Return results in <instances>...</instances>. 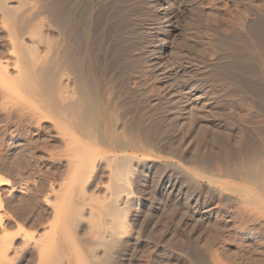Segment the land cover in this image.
<instances>
[{"label": "bare ground", "instance_id": "bare-ground-1", "mask_svg": "<svg viewBox=\"0 0 264 264\" xmlns=\"http://www.w3.org/2000/svg\"><path fill=\"white\" fill-rule=\"evenodd\" d=\"M62 1L0 0V29L5 34L4 42L7 44L5 46L9 48L3 62H0V93H11L13 97L20 98L23 101L20 106L23 107L25 113L39 122L48 124L58 140L57 148L59 150L55 152L51 149L49 153L51 158L49 159L59 170L56 178L43 183L31 179L10 192V195L24 197L36 223H33V233L28 234L22 229L16 234L14 233L15 235L11 237L9 243L3 241L5 237L0 239V264H7V254L12 251L17 254L19 250L30 252L34 256V261L32 260L34 264H131L136 252L143 248L144 237L146 238L144 233L148 229H153L158 222L159 209L153 208L155 206L153 202H156L153 201V198L156 197V192L163 189L165 183H169V180L173 178L178 182H180V178L185 179L192 189L188 191L187 187L182 191L184 206H186L185 213L183 211V216L179 217L182 219L177 223H180L179 226H176L178 228L174 227L175 230L178 229L177 232L175 231V236L173 237L174 233L173 235L171 233L173 239H167L168 241L172 240L170 243L173 242L172 244L167 243L171 246H168L169 248H172L173 244L174 247L178 243L181 244L185 236L196 241L203 233L207 223L209 224L215 217V211L218 209L232 207L238 214L241 213L250 221L264 223V72L259 60L254 58L253 52L251 54L249 49L245 50L244 47L242 50L245 52L238 53V49H240L238 47L236 50L238 55L235 56V50L230 49L232 51L231 54H228L231 59L230 64L227 61L228 64L225 66L223 65L225 62L220 63L222 67L220 66L219 69L224 74V79L220 70L219 73L218 69L216 70V64L215 69H212L217 71L218 78H222V82L223 80L232 82L234 85L231 84V87L235 86L248 96L258 111V115H256L262 119H260L261 124L258 123L257 126L256 124L255 126L251 125L245 119L238 122L237 113L234 111L235 114L228 107L223 106V101L227 99L223 94L221 97L219 93L217 94L219 97H217L211 90V95L206 92L210 88L205 91L202 88L200 90L199 81L201 82L204 77L207 79L209 75H214L212 78H215L216 74L215 72L210 74L208 70L211 71V67H209L207 70L209 75H207L203 68L205 67L204 62L203 67L200 61L198 63L202 68L194 62L192 63L194 57L190 61L188 50L184 52L182 49L187 43L181 46L182 44H178L180 41H177L173 36L177 33L183 39L178 38L184 42L189 38V36L187 39L184 38L186 28H184L185 31L181 30L178 23L184 17H187L188 22L190 21L188 17L195 18L192 16L196 13V0H132V4L129 2L131 7L124 9V11L127 10L125 12H131L128 14V16L131 15L129 21H126V18L124 20L125 24L127 25L129 22L128 26L134 28L135 41L140 44L134 43V39L131 42L130 39L131 45L132 43L138 45L140 51H144L142 55L145 53L143 56L148 57V60L145 61L149 63L147 64L150 68L149 71L161 90L158 98L162 99L164 105L159 104L160 100L158 104L164 107L160 106L163 107L162 111L159 109V112L152 111V113L157 114V120L163 123L174 120L185 123V121L189 122L187 119L191 120L192 118L193 124L197 122L205 126L203 127L204 132L202 125V129L200 128L206 135L202 149L200 148V154L198 153L194 158L191 156L193 160H187L188 163L184 164L182 160L178 161L179 159L175 158L178 156L176 149L182 148L181 146H177L173 142L170 145H176V149L167 143L162 147L159 142V147L157 145L156 147L155 142L151 144V140H148L149 136L145 137V134L148 135V131L151 130L144 128L147 131L145 132L137 124L138 128L144 130L145 133L141 132L140 129L135 128L137 125L126 123L125 118L122 119L125 121H122L121 118L119 121L114 117L113 112L121 98L119 93L115 91H113L115 93L112 91L110 93L106 90L108 92V94H104L107 96L104 98L106 102L98 104L96 90H93L95 88L91 86L93 81L90 82V78H87L91 72L86 75L87 69H84L89 67V64L85 63L87 55L83 58L79 51L80 43L82 45L85 42H81L84 37L82 32L88 27V25L86 28L81 27V23L85 22L84 18L87 17L86 11L88 10L77 1L78 3L75 2V5L68 6L70 13H67V10L60 7L62 6L60 3H65ZM106 2L105 4H107ZM112 2L115 4L114 0ZM68 4L70 2L66 6ZM78 7L81 11L76 10ZM121 12L126 15L123 11ZM76 14L79 17H76ZM89 14L91 13L89 12ZM90 19H86L85 23L91 24V21H87ZM227 20L229 21V19ZM118 21L120 22V20ZM188 22L185 23L188 24ZM112 23L114 22L112 21ZM245 25L247 26V23ZM183 27L185 25L181 28L183 29ZM77 29L80 36L83 35L82 39L80 38L79 46L78 41L76 44L73 39L74 34H78V31L75 33ZM245 29L247 31V28ZM99 34L101 36V33ZM109 34L111 35V33ZM226 35L229 34L226 33ZM117 38L119 37L117 36ZM119 39L121 40V38ZM193 39L192 42L195 41ZM199 39L201 40V38ZM221 39L220 41H222ZM187 41L190 42V40ZM123 43L120 47L123 46ZM195 43L190 44L195 46ZM230 44L232 43H229V46ZM224 45L227 46L226 49L224 46V49L227 50L228 44ZM186 46L189 47V45ZM133 47L136 48V46ZM192 47L189 49L191 50ZM234 47L236 49V46ZM246 47L249 48V46ZM195 49L197 50L196 47ZM95 50L97 49L95 48ZM140 51L137 55L141 54ZM199 51L201 50L199 49ZM125 53L124 51V55ZM189 53L193 52L189 51ZM84 59L85 61H83ZM83 66L86 67L83 68ZM204 73L208 77L204 76ZM14 82L16 86L13 84ZM114 84L119 86L116 81ZM247 84L249 85L247 86ZM205 88L208 86L206 85ZM118 91L121 93L119 88ZM3 93H1L2 96ZM152 121L154 123L156 119ZM175 125L177 124L175 123ZM175 125L171 127L178 126ZM183 126L186 127L185 124ZM166 127L168 126L166 125ZM184 135H186L185 131ZM178 139L174 140L179 143L181 140L178 141ZM165 140L168 142V139ZM181 145H183L182 142ZM170 148L176 150L174 151L177 156L174 155V151L170 152ZM212 154L215 155L213 156L215 164L210 160ZM184 162L186 163V160ZM175 169L180 171L179 175L175 173ZM0 186H8V181L1 179ZM2 210L3 206L0 204V234L5 236L4 222L10 220L11 217ZM185 243L187 244V242ZM15 244L19 245L14 246ZM169 248L168 254L164 252L174 260L173 262L185 261V257L181 253Z\"/></svg>", "mask_w": 264, "mask_h": 264}, {"label": "rangeland", "instance_id": "rangeland-1", "mask_svg": "<svg viewBox=\"0 0 264 264\" xmlns=\"http://www.w3.org/2000/svg\"><path fill=\"white\" fill-rule=\"evenodd\" d=\"M59 1H62V0H59ZM68 1L70 2V4H68L66 6V4L69 3ZM68 1L63 0L62 2H65V3L64 4L60 3V5H62V6L64 5L63 7L62 6H60V7L63 8L64 10H67V13L68 12L70 13L68 6L71 7L73 4L75 5L76 3L80 2L81 5H83L85 7V9L87 8V10H88V11H86V16L87 17L89 16L88 17L89 19L91 18L90 20H87L89 22L91 21V24L85 23L86 19H88L87 17L84 18L85 22L81 23V27H83V28H86L87 27L86 25H88V27H90L88 29V31H86V29L88 27L86 29H84L83 32L81 31L84 34V37H83V35L80 36L79 30L77 29V30H75V33H76V31H78L77 33L79 35L74 34L73 39H75L76 44L78 41V46H79V42L82 39V37H83V39L81 40V42H83V41L86 42V39H87V42H86L87 44L85 42H83L84 44L82 43V45H81V43H80L81 47L79 46V48H80L79 51H80L81 56H83V58L86 57V55H87L86 61H85V59L83 61H85L86 65L89 64V67L84 68L86 66H83V68L87 69L86 75H89L88 72L89 73L91 72L90 73L91 76L89 75L87 78L88 79L90 78V80H89L90 82L93 81L91 83V86H92V88H95L93 90H96V95H97L96 100H97L98 104L106 102V101H104L105 100L104 98L107 97L105 95L108 94V92L111 93V91H112V93H115V92L119 93L120 97H121L120 102H118L119 104H117L119 106L116 105V110L113 112L114 117L116 119L121 121L122 119L125 118L126 123H128V124L130 123L133 126L138 124L140 126V128H142V129L145 128L147 130H151L150 132L148 131V135L145 134V137L147 138L148 136L150 137L152 135L153 137L151 136V139L148 137V140H151L150 141L151 144H154V142H155V144H154L155 146L157 145L159 147V145L161 143V145L163 147V145L165 146L166 143H167V145L168 144L170 145V143L175 142L177 146H181L182 148L178 147L180 149L179 150L177 147H175L176 145H172V146L170 145V147H173L175 149L177 148L176 150L178 151V153H177L178 156L175 152L176 151L175 149L172 148L173 150H171V148H170L171 151L170 150H168V151L173 152L175 150L174 151L175 154L174 153L173 154L178 157V158L175 157L176 160H178V159H179L178 161L182 160L184 164H187L188 161H191V159H192L191 156L194 158L197 156L198 153L200 154V151H201L200 148L203 146V144L205 142L204 140L206 139V138H204V137H206L205 133H202V130L204 132V128H203V127H205L204 124L197 123V122L195 124H193L194 121L192 118H191V120L193 121V123L191 122L190 118L187 119V120H189V122L185 121V123H182L183 121H181V122L177 121L176 122V120H174L175 122L173 121L174 123L170 122V121H169L170 123L169 122L163 123V122H159L157 120L158 119V117H156L157 114L152 113V111H156V112L158 111L159 112V109H160V111H162V109L164 107L163 106L164 102L162 101L161 98H158V97H160L159 94L161 93V90H160V87H158V84L156 83L152 73L149 71L150 70L149 65L147 66V64H149V63L147 61H145V60H148V57L143 56L145 53L142 55V53L144 51L141 52L139 49L140 47L138 45H135L133 43L131 45V42L133 39H134L133 42L136 43V41H135L136 37L133 34V33H135V32H133L134 28H132V26H130V25H129L130 28H128L129 22H127V25H126L125 24L126 22L124 21L125 18H126V21L129 19V17L131 15L128 16V14H130L131 12H125L127 10L124 11V9L131 7L130 3L132 0H130V1L129 0H118V1L114 0L115 4H114V2H112L113 0H100L101 2L99 0H83V1L82 0H80V1L79 0H73L74 3L72 0H68ZM106 1H108V2H106ZM82 2H83V4H82ZM105 2L107 4H105ZM80 3H79V5H80ZM109 3L110 4L112 3V4L110 5ZM108 4L110 5V7ZM117 4H118V6H117ZM122 4L126 5L127 7L122 5ZM87 5H88V7H87ZM83 6H80V7H83ZM195 6L197 7V9H195L196 7L194 8L196 10L195 11L196 13H194V15L192 13V15H193L192 17H195L196 19L195 18L190 19V17H191L190 16V17H188V19L190 20L188 22L187 17H184L181 19L182 21L180 20L181 23L180 22L178 23L179 24L178 27L181 30H184V28H186L185 29L186 34L183 33L184 38L187 39L189 36V38L187 40H190V42L187 40H186V42L180 40L183 38H181L177 33L173 36L176 38L177 41H180L178 44H182L181 46H183L184 43H187V44H184L182 49L184 52H186V50H188L187 51L188 52V58L190 61L194 57V59L191 61L192 63L194 62V64H196V65L201 64L203 67V64L204 63L206 64V62L208 61L207 66L204 64L206 69H205V67H203L204 70L206 71L205 73L207 75H209L208 72L210 74H212L211 72H213V73L215 72V74H216L215 78H212V77H214V75H212V76L209 75V77H210L209 78L204 73L205 74L204 76H207L209 79L208 78L206 79L203 76L205 78V80H203L204 78H202L201 82L199 81L200 90L202 88V90L205 91V90H208L210 88L206 92H208L209 95H211L213 93V95L217 96V97H219V95H217V94L220 93L221 97L223 94V96H225V98H227L225 101H223V103H224L223 106H226L232 112L235 111L237 113L236 114L234 112L236 114V119L238 122H240L242 119L243 120L245 119L247 122H249L253 126H255V124H256V126L261 124L262 119L260 116H257L258 111L256 110V107L252 104V102L249 100L248 96H246L241 91H239L238 88H235V86L231 87L232 82H227V80H223V82H222V78L224 79V74L222 73V71L219 68H220V66L222 67V65H220V63L222 64L225 62V64H223L225 66L226 64H228V63H226V61H227L230 64L231 59L229 58L228 54H231L233 50H235V53H236L235 56H236L240 52H245V50L247 48V49H249L248 51L251 54L253 52L254 58L257 61L259 60L258 62L262 65V71L264 72V26H263L264 25V0H196ZM80 7H78V9L76 8V10L81 11V9H79ZM89 8H90V10H89ZM110 8H112V9H110ZM106 10H108V11H106ZM111 10L114 12H112ZM121 11L126 13V15L124 14L125 15L124 16ZM89 12L91 14H89ZM111 12L114 15H112ZM65 13H66V11H65ZM108 14L111 15L112 18ZM76 15H75L76 17H79L78 14H76ZM121 15H122V17H121ZM198 17H199V19H198ZM116 18H117V20H116ZM131 19H133V18H131ZM131 19H130V22L132 21ZM227 19H229V21ZM118 20H120V22ZM193 20L194 21L196 20L197 22L196 21L194 22ZM112 21L114 23H112ZM183 21H185L186 23L188 22V24H186ZM116 23H118V24H116ZM182 23H183V25H185V27H183V29L181 28L183 26V25H181ZM227 23H229V24H227ZM230 23H231V25H230ZM246 23H247L248 27L245 25ZM83 24L85 27L82 26ZM112 25H113V28H112ZM116 26L118 27L119 30L117 29ZM120 28L123 29L126 33L123 30H121ZM230 28H232V29H230ZM243 28H244V30H243ZM245 28H247V31ZM116 29L118 30V32ZM219 31H221V32H219ZM248 31H249V33H248ZM86 32H88V33H86ZM225 32L227 34H229L231 37L229 35H226ZM253 32H254V34H253ZM85 33H86V35H85ZM99 33H101V36H99L100 35ZM109 33H111V35ZM115 34L119 38H121V40L119 38H117V36ZM125 34H126V36H125ZM75 35H78L79 37L75 36ZM133 35H134V37H132ZM97 36H99L101 39ZM173 36H172V38H174ZM190 36L192 39L194 38L193 39V40H195L194 42H192V39L190 38ZM213 36H214V38H213ZM249 36H250V38H249ZM178 37H180V39ZM127 38H128V40H127ZM199 38H201V40ZM4 39H5V34L0 29V62H3V58L7 54L6 51H7V49H9L8 47L5 46L7 44H6V42H4L5 41ZM114 39H116V40H114ZM130 39H131V42H130ZM220 39L222 41H220ZM232 39H235V40H232ZM246 39H248V40H246ZM104 40H106V41H104ZM113 40H114V42H113ZM90 41H92L94 44L91 43ZM117 41L120 43H118ZM110 42H113V43L111 44ZM195 42H197V43H195ZM222 42L226 45L228 44V46H229V43H232V44H230L229 48H227V50H225L227 46H225ZM122 43H123V46L120 47L122 45ZM190 43H195V46H194V44L192 45ZM136 44H139V43H136ZM124 45L127 47H125ZM186 45H189V47L193 46L192 47L193 49L191 48V50H190L189 47H187ZM231 45L236 46V49H234L235 48L234 46L232 48ZM245 45L249 46V48L246 47ZM88 46L90 47L91 50L89 49ZM133 46H136V48ZM224 46H225V49H224ZM195 47L197 48V50L195 49ZM238 47H240V49H238ZM244 47H245V50L243 51L242 49H244ZM250 47H251V49H250ZM81 48H83V49H81ZM95 48L97 50H95ZM128 48H129V50H127ZM199 49L202 52L199 51ZM230 49H232V51ZM237 49L239 51V52L237 51L238 53L236 52ZM92 50H93V52H92ZM114 50L117 52H115ZM228 50H229V52H228ZM95 51H97V52H95ZM124 51L126 52L125 55H124ZM139 51L141 54L137 55V54H139ZM189 51L190 52L192 51L193 53H189ZM121 52H122V54H121ZM189 54H191L192 56ZM90 55H92V56H90ZM119 55L122 58L121 57L119 58ZM224 55H225V57H223ZM138 56H140V57H138ZM189 56H191V57H189ZM116 57H118L121 61L119 59H117ZM141 57H143V58L141 59ZM222 58H224V59H222ZM117 60H118V62H117ZM85 63H83V65H85ZM198 63H200V64H198ZM211 63H214V64L212 65ZM201 65L199 67H201ZM215 66H216V70L218 69V73L220 70V73L223 76V77L221 76L222 77L221 79L218 78L219 76H218V73H216L217 71L213 70V69H215L214 68ZM209 67H211V71H210V69L208 70ZM92 68H93V70H92ZM137 68H139L140 70ZM90 69H91V71H90ZM207 70H208V72H207ZM113 81H114V83L116 81V84H119V86H117V85L115 86V84L112 83ZM203 81H204V83H203ZM205 81H206V83H205ZM207 81H208V83H207ZM210 81H212V82H210ZM221 83H223V84L226 83V84L221 85ZM8 84H11V83L8 82ZM13 84L15 85V82ZM113 84L117 88V90H118V88H119V90H121V93H120V91L117 92V90L113 86ZM201 84H203V85H201ZM227 84H229V85H227ZM204 85H205V87L207 85L208 88H205ZM215 85H216V87H215ZM232 85H234V84H232ZM248 85L249 84H247V86ZM15 88L13 87V89H15ZM16 89L18 90V88H16ZM106 90L108 92H106ZM133 90H135V91H133ZM210 90L212 91V93L210 92ZM113 91H115V92H113ZM132 91H133V93H131ZM145 91L147 92L146 94H145ZM157 92H159V93H157ZM1 93H3V92H1ZM1 93H0V180L1 179L7 180L8 186H0V204L3 206L2 212L3 211L6 212L11 217V219L6 220L4 222L6 234H5V236L0 234V239H3L5 237L4 238L5 240H3V241L9 243L12 239L11 237L12 236L14 237V235L19 230L21 231L23 229L22 231L26 232V233L28 232V234L33 233V227H34V224L36 223V221H35L36 219L34 220L32 213H30V211H31L30 207L27 204L26 200L24 201V197L19 196V195H10V192L12 190L19 188L20 185L24 184L25 182L31 181V179L36 180L37 182L43 183V182L51 181L52 179L56 178L57 173H58L57 171H59V170L55 164H52V161L50 160L51 158H50L49 153H50L51 149H53L55 152H58L59 150L57 148L58 140L56 139L55 134L50 130V126L48 124H46L44 122H39L38 120H35V118L34 119L31 118L30 115H28V113H25L22 109L23 107L20 106V103L23 102L22 100H20V98L13 97L11 93H6V94L3 93V96H2ZM98 96H100L101 98L99 97L100 98L99 99ZM102 96H104V97L102 98ZM16 99L18 100V102ZM159 100H160L159 104H163V105L158 104ZM157 105H158V107H157ZM18 106H20L21 108ZM160 106H163V107H160ZM138 107H139L140 111L138 110ZM150 113H152V114L150 115ZM154 114H155V116H154ZM151 116H153L152 119H151ZM154 117H156V118H154ZM120 118H121V120H120ZM153 119H156V121H154V123L152 121ZM125 120H122V121H125ZM142 120H143V122H142ZM127 121H129V122H127ZM160 123L162 124V126ZM175 123L179 127L177 125H175ZM181 123L183 125L185 124L186 127H187V124L189 123L188 124L189 126L186 129V127L183 126ZM151 124L152 125L154 124V125L152 126ZM138 125L135 126V128H138ZM163 125H165V126L163 127ZM166 125L168 127H166ZM172 125L173 126L175 125L177 127H171ZM201 125H202L203 129L201 128ZM155 126L156 127L158 126L159 128L157 129ZM169 126L171 127V129ZM140 128H138V129H140ZM168 128L174 132H171ZM177 128H178V130H177ZM179 128H181L182 130ZM142 129H140L139 131L144 132L145 129L143 131H142ZM183 129L188 130V131L184 130L187 136L184 135ZM190 129H191V131H190ZM179 130L182 132L180 133ZM145 132H147V131L145 130ZM169 134H171V135H169ZM175 135H176V137H175ZM177 135H179V136H177ZM194 135H195V137H194ZM178 137H179V139H178ZM152 138L155 140L152 141L153 140ZM175 138L178 139V141L181 140L179 142L180 144L178 142H176V140H174ZM165 139H168L169 143L166 142ZM164 141H165V143H164ZM202 141H203V143L201 144ZM181 142L183 145H181ZM162 147H160V148H162ZM55 148H56V150H55ZM213 156H215V155L212 154V156H210L212 158V159L210 158V160L212 161L213 164H215V158ZM184 160H186V163L184 162ZM174 171L176 174L179 175L180 171L178 169H175ZM187 187H188V191H190L192 189V186L189 185L185 179L180 178V182H178L176 180L174 181V178H173V179L169 180V183L168 182L165 183L163 189L156 192L155 195L157 198L154 195L155 198H153L154 199L153 201H156V202H153V205H155V206H153V208L159 209L158 210V216H159L158 222L153 229H150V230L148 229V231L144 233L145 234L144 236H146V238L144 237L145 240H144L143 245H142L143 248H140V251L136 252V254L134 255V257L132 259L131 264H172V263H174V264H264V225H263L264 223H257L254 221H250L249 219L246 218V216L242 215L241 213L238 214V212L235 211L232 207H230V208L227 207V208L216 210L215 211V213H216L215 217L213 219H211L209 224L207 223L203 233L198 237V239H196V241H195V239L191 240L189 236L188 237L185 236L184 239L185 238H189V239L188 240L183 239L182 243L181 244L178 243L177 245H175V247L173 246L174 245L173 244L172 248L174 247L173 249L175 251L181 253L185 257L184 262L183 261H181V262L178 261L177 263L173 262L174 260L172 258H169L167 255L168 254L167 253L168 248H169L168 246H170L167 243H170L172 240L168 241L167 239H169V238L173 239L176 232L178 231V229L175 230L174 227L178 228L176 226L177 225L179 226L180 223L179 224H177V223L180 222V219H182L179 217L183 216L182 213L185 210L184 208H186V206H184L185 202H184V196L182 194V191H184ZM157 205L159 208L156 207ZM163 208H165V209H163ZM22 211H24V212H22ZM166 211H167V213H166ZM184 213H185V211H184ZM178 219H179V221H177ZM171 233H172V235L174 233L173 237L171 236ZM185 242H187V244ZM172 243H170V244H172ZM16 245H19V244H15L14 246H16ZM172 248H169V249H172ZM199 255H200V257H199ZM33 257L34 256L26 250H23V251L19 250L17 252V254H14V252L12 251V252L7 254L8 260H6V261H8L7 264H34L32 262V260L34 261ZM110 264H113V263H110Z\"/></svg>", "mask_w": 264, "mask_h": 264}]
</instances>
